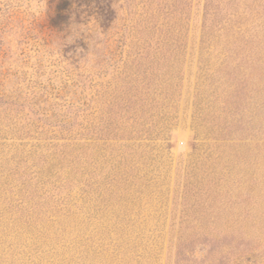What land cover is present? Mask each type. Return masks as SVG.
Here are the masks:
<instances>
[{"label": "rangeland", "instance_id": "374dc122", "mask_svg": "<svg viewBox=\"0 0 264 264\" xmlns=\"http://www.w3.org/2000/svg\"><path fill=\"white\" fill-rule=\"evenodd\" d=\"M0 264H264V0H0Z\"/></svg>", "mask_w": 264, "mask_h": 264}, {"label": "trees", "instance_id": "16d2710c", "mask_svg": "<svg viewBox=\"0 0 264 264\" xmlns=\"http://www.w3.org/2000/svg\"><path fill=\"white\" fill-rule=\"evenodd\" d=\"M76 157V156H75ZM67 158V157H66ZM69 159V158H68ZM69 162H74V160L69 159ZM60 162V161H59ZM48 173L52 174V172L48 171Z\"/></svg>", "mask_w": 264, "mask_h": 264}]
</instances>
